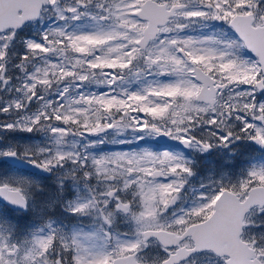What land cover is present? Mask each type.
<instances>
[{"label": "snow or ice", "instance_id": "obj_1", "mask_svg": "<svg viewBox=\"0 0 264 264\" xmlns=\"http://www.w3.org/2000/svg\"><path fill=\"white\" fill-rule=\"evenodd\" d=\"M0 162V264H264V0H0Z\"/></svg>", "mask_w": 264, "mask_h": 264}, {"label": "flooded vegetation", "instance_id": "obj_2", "mask_svg": "<svg viewBox=\"0 0 264 264\" xmlns=\"http://www.w3.org/2000/svg\"><path fill=\"white\" fill-rule=\"evenodd\" d=\"M236 152H237V159L238 160H244L249 155H252L253 154L249 150V147H248V144L247 143H241L240 146L236 149ZM209 159L216 161L217 166H219V164L222 163L221 161L218 160V158L216 156L209 157ZM204 162L205 161H203V160H201L199 162V164H198L199 171H201L203 168L208 169V167H210V165H208V164L202 165Z\"/></svg>", "mask_w": 264, "mask_h": 264}, {"label": "rangeland", "instance_id": "obj_3", "mask_svg": "<svg viewBox=\"0 0 264 264\" xmlns=\"http://www.w3.org/2000/svg\"><path fill=\"white\" fill-rule=\"evenodd\" d=\"M15 135H17V137L19 138V137H27V136H29V135H31V134H27V133H22V134H15ZM120 147H126V146H120ZM206 163L204 162L202 165H205ZM6 164H4L3 162H0V173H4V172H8V171H10L11 169L9 168V166H5ZM24 171V170H23ZM199 171V170H198ZM25 172H27V171H25ZM200 172V175L201 176H203V175H205V174H207V169L206 168H203L201 171H199ZM200 177H198L197 179H199ZM50 183H51V180H50Z\"/></svg>", "mask_w": 264, "mask_h": 264}, {"label": "water", "instance_id": "obj_4", "mask_svg": "<svg viewBox=\"0 0 264 264\" xmlns=\"http://www.w3.org/2000/svg\"><path fill=\"white\" fill-rule=\"evenodd\" d=\"M24 169L30 170L31 169V166H25Z\"/></svg>", "mask_w": 264, "mask_h": 264}, {"label": "trees", "instance_id": "obj_5", "mask_svg": "<svg viewBox=\"0 0 264 264\" xmlns=\"http://www.w3.org/2000/svg\"><path fill=\"white\" fill-rule=\"evenodd\" d=\"M48 183V182H47Z\"/></svg>", "mask_w": 264, "mask_h": 264}]
</instances>
